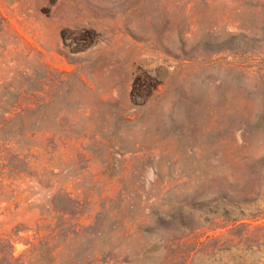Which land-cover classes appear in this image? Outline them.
<instances>
[{
	"label": "rangeland",
	"instance_id": "rangeland-1",
	"mask_svg": "<svg viewBox=\"0 0 264 264\" xmlns=\"http://www.w3.org/2000/svg\"><path fill=\"white\" fill-rule=\"evenodd\" d=\"M0 264H264V0H0Z\"/></svg>",
	"mask_w": 264,
	"mask_h": 264
}]
</instances>
